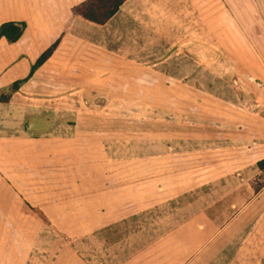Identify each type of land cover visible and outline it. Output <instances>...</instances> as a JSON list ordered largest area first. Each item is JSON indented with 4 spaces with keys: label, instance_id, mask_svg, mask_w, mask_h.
<instances>
[{
    "label": "crops",
    "instance_id": "crops-1",
    "mask_svg": "<svg viewBox=\"0 0 264 264\" xmlns=\"http://www.w3.org/2000/svg\"><path fill=\"white\" fill-rule=\"evenodd\" d=\"M83 1L0 0V27L8 22L25 24L17 41L9 42L0 37V95L10 94L7 102H0V116L29 111L31 107L23 104L30 99L37 101L33 111L41 114L39 120L24 118L13 122L10 117L0 121V171L9 183L0 185V193L7 194L4 202L10 206L13 204L11 188L25 201V218H13L9 210V213L4 212L3 223L23 224L31 219L27 218L29 216L36 224H41V230L44 226L57 229L54 228L50 249L38 242L31 249L22 243L20 247L12 246L11 234L1 232L0 264H12L13 255H19V264H220V220L214 216L215 203L205 201L204 195L198 197V194L205 192L202 186L205 182H214L215 178L242 177L247 181L252 179L249 181L252 184L264 180V27L258 26V29L253 24L244 28L249 37L246 36V42L241 44L242 59L236 60L237 63L228 62L229 73L211 74L209 82L205 80L208 74L205 76L202 69L196 72L194 79L202 88L197 91L200 100L195 101L194 123L176 125L167 121L164 124L162 139L171 151L178 148L175 146L196 145L195 172L189 174L196 178V184L155 185L138 181L125 184L118 178H123L127 172L130 175L136 172L106 167L111 161H123L120 148L115 145L114 149L112 139H107L106 123L105 128L98 127L99 133L89 131L93 120L82 117L76 97L103 99L120 95L122 88L114 90L109 86V89L104 82L138 79L133 74L140 69L141 58L154 57L156 48L166 50L167 44L172 45L174 33L180 34L178 39L185 40L194 38L188 33H196L195 42H185L195 44L196 64L199 65L200 58L203 68L214 66L220 61L217 59L221 31L214 25L192 28L137 22V11L139 13L142 4L148 2L150 18L155 16L151 7L163 12L171 10L170 2L174 0H127L107 24L95 25L73 13L74 7ZM212 1L228 2L236 15V8L247 14V3L252 2V15L264 18V0ZM241 2L245 5L243 8ZM131 17L135 23L127 22ZM226 31L229 34L226 44L234 47L235 27ZM58 40L59 47L32 72L41 55ZM205 55L212 61L203 63ZM147 62L149 66L157 63L155 60ZM127 74L131 77H126ZM232 77L235 88L229 84ZM150 79L156 78L149 76L147 80ZM180 79L187 80L188 76ZM22 80L20 87L11 91L13 83ZM59 80L79 81L83 85L63 92L61 86L53 84ZM128 93L123 94L129 96ZM63 98L68 99V107L59 105L64 103ZM46 113L51 114L50 118ZM65 113L69 114L70 122H62L59 118ZM64 125L71 127L73 137L58 136V128ZM118 135H114L115 140ZM178 150L181 158L191 159L187 153L183 156V147ZM60 176H68L70 182L60 184ZM74 177L83 178L82 183L75 184ZM109 177L116 178H111L115 183L108 181ZM87 178H93L95 183L83 184ZM189 193H196V198L172 202L177 199L174 196L169 197L168 203L163 202L169 204L171 210L165 211L164 218L159 219L161 230L149 224L142 228L146 232L138 235V226L141 222L145 224V218L150 220L153 210L160 208L162 203L152 200L172 194H180L182 198ZM259 194L264 195V185ZM176 204L180 206L173 212ZM28 206L39 208L49 223L30 215ZM115 227L121 228L122 235L113 232ZM114 235H118V239L111 242ZM79 239L91 243L77 250L74 243ZM17 248L19 253L14 254Z\"/></svg>",
    "mask_w": 264,
    "mask_h": 264
},
{
    "label": "rangeland",
    "instance_id": "rangeland-1",
    "mask_svg": "<svg viewBox=\"0 0 264 264\" xmlns=\"http://www.w3.org/2000/svg\"><path fill=\"white\" fill-rule=\"evenodd\" d=\"M186 1L187 0L171 1V10H166L164 12L159 11L158 8L153 9V7H151V10H155V16H151L150 18V11L148 9L150 6H148V2H146L142 4L141 9L148 10V12L144 13L139 9V13L137 11L138 16H136L137 22L140 24H148L149 21L150 23L152 21L155 25H187L192 28H198L202 25L218 26L221 31L219 33L221 45L218 50V59L216 58L218 61L220 60L218 64L214 66L205 65L203 68L200 61L202 59L198 58L200 63L197 65L195 44L185 43L190 41L195 42L194 38L196 33H188L189 37L194 38H188L187 40H185V38H182L183 40L178 39L180 34L174 33L172 45L167 44L166 46L168 48L166 50L156 48L154 50V57L148 56L145 59L141 58V63L138 64L140 69H137L138 71L133 74V76H136L138 79L104 82L108 84V88L109 86H113L114 90L117 87L119 89L122 88L123 90H121V92L125 94L132 92L133 95L128 93V96L120 92V95H112L107 98L102 97L103 99L91 96L76 97V99L79 100L77 101V105H79L81 113H83L82 117L93 120L92 126L97 127H92L89 131L92 133H99L100 129L98 127L101 125L104 127L106 123L107 139H112L114 149L115 145L120 148L123 161L118 163L111 161L106 167L108 169L118 168L120 170L124 169L130 172L134 170L136 172L133 175L127 172L123 178L119 177L118 181L120 183L134 184L138 181L140 184L155 185L196 184V178L189 175L191 171H193V173L195 172L196 160L194 154L197 150L196 145H182L181 147L184 149L182 153L183 156L184 153H187V156H190L191 159L181 158L179 155L180 150H178L181 148L180 146H175L178 148H174L172 151L165 146L162 139L165 128L164 124L167 121L176 125L180 123H194L192 121H194L195 117V101L197 99L200 100L199 92L197 91L202 88L200 83L194 79L196 72L202 69L205 76L208 74V79L205 77L207 81L212 78L211 74L218 75V73H229V63H237L236 60L242 59L241 53L243 49H241V44L246 42V36L249 37L247 33L244 32V28L250 27V25L253 24L257 25V28L259 26L260 29L264 27V18L252 15V2L247 3V14H245L244 11L240 13L241 9L238 10V8H236V15L233 14L232 8H229L228 2L225 1ZM230 3L232 4V2ZM180 5L181 7L179 8ZM240 5H242V8L245 6L243 2H241ZM127 22L130 24L135 23L132 17L128 19ZM232 26H234L236 30L235 38L233 39L236 41V45L234 47L232 46L233 48H229L230 46L226 44L229 35L226 30ZM153 35L156 36L155 34ZM168 35L169 34H166L167 37ZM150 51L153 50L150 49ZM148 60H155L157 63L155 66H149ZM211 61L210 57L205 55L204 61L202 62L209 63ZM179 73L182 74L180 75ZM185 75L188 76L189 80L180 79V77ZM125 76L131 77L130 74ZM149 76H155L156 79L147 80ZM234 76L236 77V75ZM233 81L235 82L233 77L232 79L230 78L229 84L235 88ZM53 84H57L58 88L61 86L62 90L60 91L66 92L67 90L81 88L83 82L59 80L53 82ZM236 88H238V85H236ZM171 92L178 93L179 95L181 94L182 96H169L167 93L170 94ZM61 100L64 103H59V105L68 107V99L63 98ZM35 103H37V101L32 99L28 100V103L24 102L23 105L25 107H31V109L26 112L2 113L0 121H4L10 117L13 118V122H20L24 120V118H27L28 121L39 120L41 114L36 113L32 109ZM100 105H102V107H100ZM182 105L186 108H177ZM46 114L49 115L50 118L51 114ZM60 114L62 113H59V115ZM59 118L63 120L62 122H70L68 113L63 114V116ZM13 122H10V124ZM70 128L71 127L67 125L58 128L57 131H60L59 134L57 132L58 136H60V138L73 137V130ZM115 134H119L118 140H115ZM157 138H160V140ZM153 141L155 143H152ZM169 156H171V158H169ZM137 157L140 160H137ZM169 173L170 175H168ZM68 176H60L59 183L68 184V182H70L68 181ZM3 178L0 171V185H8L9 183ZM111 178L112 177H109L108 181L115 183L114 180L116 178H112L114 180ZM92 179L93 178H87L83 184L95 183ZM250 180L247 181L242 177L215 178L214 182H205L204 185H202L205 188V192H203V194H198V197L204 195L205 201L213 200L215 203L213 210L214 216L216 218L218 217L220 220V264L233 262L234 264H264V195L259 194V189L263 187L264 180L259 184L253 183L255 185L249 183ZM82 181L83 178L74 177L75 184H80ZM30 184L31 181L28 185ZM34 184L35 182L33 180V186ZM11 190L12 206H10L8 202H4V196H7V194L0 193V216L2 217L0 222V234L1 232L2 234L3 232L11 234L12 240L10 244L12 246L17 244L18 247H20V243H22L31 249L35 248L36 242H38L42 243L45 249L52 248L55 227L54 229L50 226H44L41 230V224H36V220L29 216L27 218L31 219L23 224H17L15 222L12 224L3 223L5 218L4 212L9 213V210H11L10 214L13 218L24 216L23 204L25 201L14 188H11ZM174 196L177 199H172V202L192 200L196 198V193L184 194L182 198H179L180 194H172V196L161 195L159 198L157 197L155 200H152L162 203L160 208L153 210L149 216L150 220L149 218H145V224L141 222L138 226L140 228L138 235L141 236V234L146 232L143 231L142 228H147L149 224H151V228L157 231L162 229L163 226L158 227V222H162L159 219L164 218L165 211L167 213L171 210V208H169L171 206H169V204H163V202L168 203L170 201L169 197ZM164 197H166V201ZM178 206L180 205L176 204V206L173 207V212L177 211L175 208ZM141 211L144 212L145 210ZM205 212H207L206 209ZM154 214H156V216ZM23 218H25V216ZM116 228L118 229L116 230ZM115 231L116 234L122 235L120 227H115L113 232ZM21 233H23L22 240H20ZM125 234L128 235V233ZM16 235L18 237H16ZM118 235H114L116 237L111 238V242L117 241L115 239H118ZM85 243L90 245L91 242L79 239L74 244L77 250H82ZM0 244H3V241L2 243L0 242ZM4 245L3 247H5ZM19 250V248L14 249L13 253H19ZM11 259L13 260L12 264H19V255H13Z\"/></svg>",
    "mask_w": 264,
    "mask_h": 264
},
{
    "label": "trees",
    "instance_id": "trees-1",
    "mask_svg": "<svg viewBox=\"0 0 264 264\" xmlns=\"http://www.w3.org/2000/svg\"><path fill=\"white\" fill-rule=\"evenodd\" d=\"M126 1L127 0H85L74 7L73 13L76 17H79L88 23L105 25L120 11L121 6ZM24 28V23H4L0 27V37H5L9 42H15L21 37ZM59 44L60 41H56L41 55L36 64L33 66L32 72L53 54V52L59 47ZM22 82L23 80L13 83L11 91H16ZM9 98L10 94H1L0 102H7ZM27 212L30 215L39 218L43 222L49 223L47 217L39 208L28 206Z\"/></svg>",
    "mask_w": 264,
    "mask_h": 264
}]
</instances>
